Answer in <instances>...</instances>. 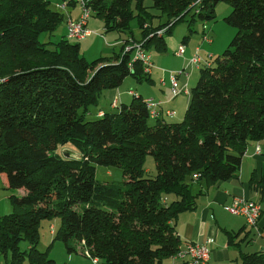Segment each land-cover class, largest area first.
Returning <instances> with one entry per match:
<instances>
[{
    "label": "trees",
    "instance_id": "16d2710c",
    "mask_svg": "<svg viewBox=\"0 0 264 264\" xmlns=\"http://www.w3.org/2000/svg\"><path fill=\"white\" fill-rule=\"evenodd\" d=\"M144 1L88 0V6L106 32L128 33L150 55L165 51V36L188 13L190 30L194 14L211 21L219 1L231 6L224 21L236 33L199 68L180 121L168 120L161 107L152 117L136 92L117 111L86 119L101 93L125 77L150 79L134 51L122 45L119 53L88 61L65 35L40 41L64 19L49 0H0V174L8 188L25 189L10 195L13 211L0 215L6 264H57L37 248L40 223L56 216L61 223L51 231L69 255L88 258L87 250L102 264H162L179 248L177 216L198 205L202 192L194 185L236 177L248 143L264 139V0ZM147 154L155 160L153 177L145 176ZM97 165L119 167L125 180L97 181ZM249 185L262 203L264 174L252 171ZM236 264H264V250L242 251Z\"/></svg>",
    "mask_w": 264,
    "mask_h": 264
},
{
    "label": "crops",
    "instance_id": "0c3cea01",
    "mask_svg": "<svg viewBox=\"0 0 264 264\" xmlns=\"http://www.w3.org/2000/svg\"><path fill=\"white\" fill-rule=\"evenodd\" d=\"M76 8H78V6H74L72 4L68 5L66 7L68 11L64 14V18L68 14L71 15L73 18H77V16L79 15V8L77 13L75 14ZM86 25H88V21ZM92 25L95 26L97 24L94 21ZM101 27L103 28V31L105 33H108L105 31L103 23ZM99 28L100 27H96L95 29L99 30ZM110 32H116V31H109V33ZM63 35H65V32ZM208 36L211 38V42H209L208 44L203 43L202 40L201 43L196 45L189 44L188 49H186V51L184 52L185 57H181L183 60L181 62L180 67H183L186 64L187 58L195 51L196 47H197L196 50H199V53H202V55H205L207 53L216 54L222 51L223 47H225L224 46L225 41L223 42L222 47L216 46L218 47L216 48L213 47V41H212L213 36L211 35ZM128 37L129 36L121 37L120 34L108 35L107 37L108 44H106V46L102 48V52L105 51L103 53H106V56H111L113 55L114 52L119 53L123 43H125V40ZM85 38L77 42L79 43ZM194 38H195L194 36L191 37L189 36L187 40L183 38V41H189L188 39H190V41L192 42ZM98 39L99 42H101V39L100 38ZM106 51H110V52H106ZM153 63H154V59L152 60V68L150 70V74L148 75L150 79L148 81L151 82V84H157L161 92H157V91H152L151 93L144 92L143 91L144 85H142V83L137 84V82H135V84L132 83L134 85L131 84L130 86L120 85L117 88L109 89L101 93L97 103L98 108H96L95 110L92 109L95 115L100 116L103 112H114L116 111V109L118 110V107H113L112 105V101L116 97L119 99L120 105L130 103L133 94L130 93L129 91H132L141 95L142 98H154L156 100H159L161 102L162 110L164 111L171 110L174 112L173 115L171 116L165 115V117L168 119L169 118L177 119L176 118L177 115L179 117V115L183 113V109L186 103L188 102V100H183V102H181L179 101V99H177V96L183 93H180L176 96H172L170 92L168 77L164 78L161 76V73L160 74H157V72L154 73ZM169 67H178V66L169 65ZM180 79H182L181 80L182 82L185 81L183 77H180L179 82ZM136 84L139 85V88H136L135 86ZM132 86L135 87L132 90L127 88ZM170 95L173 99H171ZM100 100L102 103L99 104ZM258 144L260 145L259 152L256 151V145ZM252 171H255L258 175L264 174V141L262 140L248 143L245 154L242 158L240 169L238 170V174L236 177L228 180L218 181L210 186L202 185V187L201 186L199 187L197 185L196 190L199 189L202 192L198 196L197 207L193 210L184 211L180 213L174 222L177 235L179 236L180 239L179 247L189 242L199 243L211 239L212 241L208 243L210 249V257L208 264H236L239 260L240 252L256 251V250L248 251V245L250 244H254L260 250L262 249L264 250V211L261 213V217L259 219L258 225L252 227V226H248L245 223V220L242 216L233 215L225 209V206L230 205L234 199H252L257 201V193L249 185V178ZM24 193H25L24 188H18V189L8 188V181L5 174H0V215L8 214L13 211V205L9 198L10 195L14 194L17 196H21ZM261 205L262 208L264 209V201L261 203ZM48 222H49L48 229L50 230L51 227H53V230H55L56 224H53L51 221ZM228 231L235 236L234 238L235 244L228 243V234H227ZM76 254L82 256L79 253ZM70 261L75 262L76 260L70 256L69 264ZM78 262L79 264H93L91 260H89L86 257L85 259H79ZM3 263L6 264V262ZM0 264H2V262ZM162 264H190V263L186 261H182L175 257H168L163 260Z\"/></svg>",
    "mask_w": 264,
    "mask_h": 264
},
{
    "label": "rangeland",
    "instance_id": "374dc122",
    "mask_svg": "<svg viewBox=\"0 0 264 264\" xmlns=\"http://www.w3.org/2000/svg\"><path fill=\"white\" fill-rule=\"evenodd\" d=\"M50 2V6L55 9V10H60L58 8V5L62 4L64 2V0H49ZM144 4L146 6H151V0H145ZM79 8V7H78ZM78 8L75 9V14L78 11ZM152 12L157 13L158 10L151 8L150 9ZM63 15L68 11V9H63L60 10ZM231 11V6L224 2V1H219L218 5H216L215 7V19L211 20V21H206L203 20L201 18L198 17L197 14H194L195 17V21H193L191 23V29L189 30V24H188V20L190 19V15L191 13H188L184 19L179 20L176 22V24L173 26L171 32L168 34V36H165V39L167 41V45H166V49L163 52H156L154 49L150 50L151 54V62L154 59V63H153V71L154 73L157 72V74L161 73L162 77H168L169 80V73L171 72H175L178 71L182 68H185L186 70H188L189 75L186 78L185 76L183 77L185 79V81L187 82H182L180 79V84H182V86L184 84H187V89H189L191 91V88L195 86L198 78H199V69H197L194 65H192L190 63L191 58L193 57V55L195 53H198L200 56H202L203 58L207 57L209 54L212 56H216L222 53V51L229 45L230 41L232 40V38L234 37L235 33H236V29L227 24L224 21V17L227 16ZM92 15V13H91ZM94 21L96 22L97 25L93 26L92 24L94 23ZM102 20L96 16H90L88 19V25L87 27L89 29H91V35L86 37L84 40L80 41V53L83 57H85L86 60L91 61L94 60L98 57H102V56H106V53H103L105 51L102 52V48L104 46H106V44H108V35H118L120 34L121 37L123 36H128V33H123V32H108L105 33L103 31V28L101 27L102 25ZM96 27H100L99 30L95 29ZM130 29L132 30V34L135 37H138L140 35V31L137 27L136 21L132 20L130 22ZM65 32V23H64V19L61 21V23L59 24V26L56 28V30H54L51 34L49 33H42L40 35V41H57L61 38V36L64 34ZM203 32H206L208 35L213 36V47H222L223 46V42L225 41V47H223L222 51L216 53V54H212V53H207L205 55H202V53H199V50H196L187 58V62L183 67L181 66V62H182V58L181 57H185L184 54L183 55H178L176 54L177 49L179 46H184L185 51L186 49H188L189 44L192 45H196L201 43V40L203 43H209L207 41H205V37L203 38L202 34ZM216 35V38H215ZM185 36V37H184ZM194 36L195 38L192 40V42L190 41V39H188L189 41H183V38H185V40H187L188 37ZM223 37V39H222ZM101 39V42H99V39ZM127 43L129 44H139L137 41L133 40L132 38H127ZM77 42V41H74ZM216 47V48H218ZM122 48V47H121ZM198 51V52H196ZM106 52H110V51H106ZM175 53V55H174ZM186 55V53H185ZM178 56V57H177ZM157 57V58H156ZM153 58V59H152ZM138 61L141 63L142 65V61L138 59ZM162 62V63H161ZM168 64V65H167ZM169 65H177L178 67H169ZM152 68V66H151ZM150 68V70H151ZM145 72V71H144ZM148 75L150 74V71L147 73ZM160 76V75H159ZM135 82H137V84L142 83V85H144V92H148L151 93L152 91H157V92H161L159 86L157 84H151V82H149L148 80H143L141 82H138L135 78H133V76L129 75L127 77L124 78L123 83L121 84L123 85H127L130 86L132 83L135 84ZM132 84V85H134ZM135 85L136 88H139V85ZM130 90H132L133 88H135L134 86L132 87H127ZM166 91V90H165ZM168 94V93H166ZM187 93L184 94H180L179 96H177V99H179V101L183 102V100H188L189 101V95H186ZM134 95V94H133ZM171 97V95H170ZM114 99V98H113ZM154 99V98H153ZM171 99H173L171 97ZM156 100V99H155ZM159 101V100H157ZM177 101V100H176ZM102 103L101 100L99 101V104ZM188 105V102L186 103L184 109H183V113H181V115H177V119L174 118H169L168 120L170 121H180L183 119V115L185 112V109ZM98 108V105H94L91 106L89 109V113L86 115V119H94L95 113L92 111V109H96ZM117 111V109H116ZM151 121V120H150ZM63 151H69L71 152L73 155H76L75 151H73L71 148L65 147L62 148V152ZM144 168L147 170L145 171V176L148 177H153L156 173V165H155V160L153 158V156L151 154H147L144 160ZM95 178L97 181L99 182H105V183H111V182H121L123 180H125V177L122 175V171L119 167L116 166H101V165H97L95 168ZM197 187V185H194V188ZM51 221L53 224H56V229L59 227L61 220L59 217H53L51 220L46 219L43 220L40 223L39 226V241H38V245L37 248L40 251L43 250H48V257L51 259H54L56 261L57 264H69V259L70 256L73 257L76 261L75 262H71L70 264H79L78 260L79 259H85V257L80 256L76 253H72V255L67 254L66 252V248L64 246V243L62 242L61 239L59 238H55L53 231H51V229H48V224ZM27 242L26 241H21L20 243V248L21 249H25L27 248ZM250 250H260L259 248H257L254 244H250L248 245V251ZM2 262V264H4V259L2 257H0V263ZM24 264H27L26 262Z\"/></svg>",
    "mask_w": 264,
    "mask_h": 264
},
{
    "label": "built area",
    "instance_id": "2783aa9c",
    "mask_svg": "<svg viewBox=\"0 0 264 264\" xmlns=\"http://www.w3.org/2000/svg\"><path fill=\"white\" fill-rule=\"evenodd\" d=\"M201 0H196L195 5L199 4ZM74 5L79 7V15L77 18H73L71 15H67L64 18L65 23V37L72 41H79L86 36L91 34V30L87 27L88 18L91 16V8L88 6V0H64V2L58 5L60 10L66 9L68 5ZM205 41L211 42V38L206 32L202 34ZM125 50H133L135 57L142 61L143 69L146 73L150 71L152 66L151 57L149 51L146 50L141 44H127L123 43V48ZM185 52L184 46H179L176 54L183 55ZM198 52V51H196ZM212 55H208L203 58L198 53H195L190 60V63L194 65L197 69L202 66H208L210 64ZM189 72L185 68H182L178 71L169 73V86L172 96H176L180 93L190 94V90L187 89V84L183 86L179 82L180 77H188ZM132 93V91H129ZM113 107H118L119 99L116 97L112 101ZM145 105L152 117L156 116L158 109L161 107V102L153 98H146ZM168 115H173L174 112L171 110H166ZM264 141V139L262 140ZM256 151H260V145H256ZM195 179L198 177L197 174L193 176ZM225 209L233 214L242 216L245 220V223L248 226L255 227L258 224V221L261 216L262 206L261 203L252 199H234L230 205L225 206ZM52 230V229H51ZM212 240L208 239L204 242H189L179 247L178 250L174 253L173 257L186 261L190 264H208L210 257V249L208 243ZM84 254L91 260L93 264H102L98 258L92 257L91 254L86 250Z\"/></svg>",
    "mask_w": 264,
    "mask_h": 264
},
{
    "label": "water",
    "instance_id": "95a60500",
    "mask_svg": "<svg viewBox=\"0 0 264 264\" xmlns=\"http://www.w3.org/2000/svg\"><path fill=\"white\" fill-rule=\"evenodd\" d=\"M66 156H67V154H66Z\"/></svg>",
    "mask_w": 264,
    "mask_h": 264
}]
</instances>
